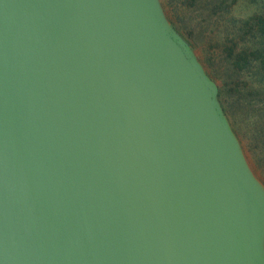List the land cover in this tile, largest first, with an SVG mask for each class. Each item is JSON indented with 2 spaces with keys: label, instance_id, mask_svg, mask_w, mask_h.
Here are the masks:
<instances>
[{
  "label": "water",
  "instance_id": "obj_1",
  "mask_svg": "<svg viewBox=\"0 0 264 264\" xmlns=\"http://www.w3.org/2000/svg\"><path fill=\"white\" fill-rule=\"evenodd\" d=\"M160 0H0V264H264V184Z\"/></svg>",
  "mask_w": 264,
  "mask_h": 264
},
{
  "label": "trees",
  "instance_id": "obj_2",
  "mask_svg": "<svg viewBox=\"0 0 264 264\" xmlns=\"http://www.w3.org/2000/svg\"><path fill=\"white\" fill-rule=\"evenodd\" d=\"M172 26L198 52L246 150L264 163V0H161Z\"/></svg>",
  "mask_w": 264,
  "mask_h": 264
},
{
  "label": "rangeland",
  "instance_id": "obj_3",
  "mask_svg": "<svg viewBox=\"0 0 264 264\" xmlns=\"http://www.w3.org/2000/svg\"><path fill=\"white\" fill-rule=\"evenodd\" d=\"M160 2H161V0H160ZM194 51L198 57V52L196 50H194ZM198 59H199V57H198ZM239 142H240V145L242 147V150H243L244 155H245V157L249 163L251 170L257 176V178L264 184V163H262L261 164L262 166H260V164L256 161V155L257 154H252L251 152L247 151L246 147H244V145L242 144L240 139H239Z\"/></svg>",
  "mask_w": 264,
  "mask_h": 264
}]
</instances>
